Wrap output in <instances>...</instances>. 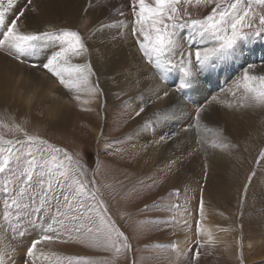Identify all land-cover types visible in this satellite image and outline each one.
Returning <instances> with one entry per match:
<instances>
[{
    "label": "rangeland",
    "instance_id": "obj_1",
    "mask_svg": "<svg viewBox=\"0 0 264 264\" xmlns=\"http://www.w3.org/2000/svg\"><path fill=\"white\" fill-rule=\"evenodd\" d=\"M26 4H29L28 0ZM112 4H115V6H112ZM92 6L100 11L99 22L93 24L89 18L84 17L80 21L78 29L86 45L91 44V40L94 37L101 38L107 34L110 39L109 43L114 44L116 41L121 46L126 45L125 41L128 43L127 46L133 51L131 52L132 60L128 65L122 62L120 66H116L111 75H108L99 71L102 62H100L101 54L99 53L98 45L88 48V53L84 54L85 63L91 65L93 75L90 78L92 83L100 87H98L96 95L93 96L95 101L93 102V107L86 108L85 105L87 103H80L82 99L77 101L68 94L66 99L70 107V118L61 127L49 125V117L46 116L47 110L43 102H41L42 105L37 103L35 107L28 110L27 108L24 109L21 106V102L17 101L16 98L6 97L3 103L0 102V123L9 125V129L0 128V134H3L6 139H11L14 136L23 138L22 132L10 130L13 123L19 124L28 134L38 135L43 140H46L48 144L67 151L74 159H78L85 166L83 169L84 175L79 178L86 182L89 191L98 189L96 192L97 200H90L86 197L81 199H83L86 206L98 204L99 201L103 202V205L107 208V212L104 215L114 221L119 230L129 238L132 251L122 252L114 260L112 251H105L102 247H92L86 243L79 242L84 238L80 233H71L75 239H69V233L62 231L59 240L38 245L37 256L39 259H36L35 263L40 262L44 258L43 261L49 259L51 264H68L65 258L78 257L86 259L90 264H241V261L243 264H264V232H260L259 236L256 234V230L251 229L255 227L264 231V158H260V153L264 150V140H261L262 143L252 146V149L249 144L234 143L236 149L247 155L245 158L250 166L248 167L249 171L243 175V180L238 181L239 185H236L235 192H233L236 194H234L235 203L226 202L218 190L209 195L206 192L207 186L204 177L200 181V179L195 180L187 176V173H190V168L195 165L193 163L195 159H192L194 154L203 151L207 158L213 155V150L216 149L211 147L212 139L210 138L217 131L210 128L205 119L201 122L202 128L208 126L207 128L212 131L204 132L201 130L198 132L196 128L189 129L188 126L195 123L196 109L209 108L212 103L218 106L221 102L216 101L217 96H222L223 90L229 89V83L235 77L241 75L243 68L247 67V65H254L253 74L264 75V51H259L264 49L256 45L260 41L264 45V34L260 37L251 38L246 45L241 42L240 54L234 60L224 63L214 70L198 72L195 65V51L199 48L210 47L211 44L197 43L190 39L191 34L188 29L180 30L177 36L180 47L176 52L175 59L177 62L179 61L181 52L185 53V55L188 52L192 53L193 82L188 88H178L177 81L179 79L182 80L183 73L179 70V67H176L170 71L173 72L175 81H169L171 83L167 85L179 97L180 95L183 97L185 92L189 93L190 97L186 98L187 95H184L186 108L184 112L178 111L172 114L176 116V119L156 121L152 118V115L156 112L153 109V100L147 97L145 99L148 103L144 104L138 98V96L146 95L148 91L143 89V78H139V69L137 68L139 66L136 67L134 58L137 56L135 59H139L141 69H151V73H158L159 81L161 80V70L150 63L148 58L139 50L137 36L133 35V28L136 25L132 0H93ZM183 10L184 6L181 5L180 11L183 12ZM188 11L191 13L192 18H202L211 11V6L208 8L189 6ZM121 12H123V15L119 14ZM17 14H12L13 19L16 18ZM185 18L187 19V17ZM120 21L122 23L117 24ZM100 25H104V27H100ZM90 30H96L94 31L95 35H92ZM0 32H2L1 28ZM122 37L124 38L122 39ZM0 39H3V37L0 36ZM6 52L8 53V51L0 50L2 55H6ZM24 58L26 59V57L22 59ZM43 58L45 57L41 54L39 59L27 57L28 60L24 59L25 63H21L16 59L11 60L24 66L27 63L31 67V64L40 65L45 62ZM239 61L241 62L238 63ZM39 68L44 77L50 80L51 83L56 86L59 85L55 77H52L42 67ZM176 74H179L180 78ZM162 83L166 82L162 79ZM100 89L103 90L101 91ZM133 100L140 101L139 104L144 108V112H142L144 119H152L150 125L143 127L145 135L143 141L135 139L133 142H129V138H127L130 132L127 131L126 120L138 117L136 112L140 110L139 108L131 107L130 101ZM87 109L90 112H84ZM20 116L22 119H20ZM53 122L55 123V120ZM216 122L218 123L217 120ZM165 125L166 127H164ZM184 129L189 130L184 131ZM166 132L167 134L176 132L177 135L171 140L162 141L160 138ZM206 134H209L208 139L205 138ZM176 139L183 140V144H175ZM198 139L201 141L200 143H197ZM147 141L151 145L147 144ZM185 141L190 142V152H194L190 154L191 160L188 163L190 168L183 166V169L187 167L186 175L184 177L181 176L183 181L180 179L173 183L172 169L174 166L177 167L175 163L180 160H176L181 156L180 153L184 152L176 148L177 146H184ZM139 144L144 154L151 152V149H155L162 156L166 152L176 150L173 152V156L166 160L168 165L164 169L165 171L161 170L162 166L158 163L150 167L151 163L144 161L143 165L145 168L141 174L146 173L148 169L152 170V173L160 172L157 176H152L151 174L146 180L132 181V178H137L135 173H139L133 168L134 162L137 161L135 156L139 151L136 147ZM177 151H180V153ZM202 170L204 172L205 168ZM248 176H252V179L249 180ZM3 179V175H0V251L5 253L6 258L4 261H8V263L4 262V264H31L33 263V258L27 255V249L31 246V241L37 239L41 234V226L47 227L51 224L53 228H58L59 226L53 223L57 208L62 212L67 211L62 204L63 196L60 197L61 203L58 204L53 200L50 207L40 212L33 211L34 208L39 207V200L37 199L36 204L26 210L31 213L30 216L21 217L19 230L27 231L24 236H20L17 231L13 230V225L16 223L15 217L13 216L10 221L3 219L4 201L6 199V194L3 193ZM92 181H95V184ZM245 185H247V188H245ZM226 186L229 187V183ZM13 187V185H9L10 189ZM201 198L203 199V212H201ZM172 205H178L179 207L171 208ZM98 211L103 212V209L99 208ZM219 212L226 213V215L231 212L232 214L229 217L232 224L228 225L230 228L229 232L233 235L236 232H240L236 237L238 249L236 250L233 247L232 254L229 252L225 253V248H223L220 240L214 239L222 233L220 231L222 222H218ZM90 215L92 222H89L88 219L77 222L84 224L85 228L82 231H85L87 227H95L98 224L97 214L93 212ZM57 218L63 219V217ZM27 220H30L31 224L27 223ZM163 221H170V223L166 224ZM252 222L259 223L252 224ZM243 223L250 224L247 228L248 231L251 229V233L246 238L243 236ZM72 226L68 225V227ZM206 227H210L211 231L203 234L202 229H206ZM254 232L258 236V240L261 239L262 244L257 246L256 250L251 251L252 249L248 247V239L254 235ZM209 239H211L212 243H205ZM173 244H175V248L172 247ZM201 245L203 246L201 247ZM246 247L249 251H246L247 255L245 254ZM259 248L261 249L260 254L257 253ZM42 252L43 255H41ZM18 255L21 256L19 257ZM57 258H60V260L58 261ZM16 259L19 260L17 261Z\"/></svg>",
    "mask_w": 264,
    "mask_h": 264
},
{
    "label": "snow or ice",
    "instance_id": "obj_2",
    "mask_svg": "<svg viewBox=\"0 0 264 264\" xmlns=\"http://www.w3.org/2000/svg\"><path fill=\"white\" fill-rule=\"evenodd\" d=\"M8 3L11 5L13 0H8ZM28 3H31V0H28ZM132 3L136 24L133 28V35L137 36L140 52L148 58L150 63L161 70L162 79L164 72L179 67L183 73L180 89L190 87L194 76L191 52L187 55L181 52L179 61L175 59L180 47L177 39L180 30L188 29L191 34L190 39L197 43L211 44L210 47L199 48L195 51V65L198 72L214 70L234 60L240 54L241 42H247L251 38L264 34V0H132ZM181 5L184 6L183 12L180 11ZM189 6L204 8L211 6V11L202 18H192L188 11ZM119 14L123 15L122 12ZM23 15L24 12L21 11L10 24H6L5 11H0V25L6 27L5 31L0 32V36L3 37L0 39V48L7 47L14 59L25 63L23 57L39 59L44 51L42 42L55 41L56 50L46 56L45 62L40 65L31 64V67L45 69L77 101L82 99L83 94L93 97L99 86L90 80L93 75L91 65L74 63L77 58L89 51L81 34L71 29L25 33L20 30L17 23ZM120 23L122 21L117 22V24ZM90 32L92 35L95 34L92 30ZM253 68L252 64L243 68L242 74L234 83L236 90H242L239 99L234 102L237 108L264 109V75L253 74ZM164 95L166 96L167 93ZM235 95L236 92H233V96ZM228 106L233 107V104ZM203 111V108L196 109L195 123L190 124L189 129L196 128L198 132L212 131L206 126L201 128ZM142 112H144L143 107L136 112V116H140ZM159 119L174 120L176 117L166 114ZM147 126L148 123L145 127ZM0 128L9 129V125L0 123ZM189 129H184V131ZM10 130L22 132L23 138L14 136L6 139L3 134H0V175L4 177L3 193L6 194L3 219L10 221L14 216L16 223L13 225V230L17 231L20 236H24L27 230H19L21 217L30 216L31 213L26 210L36 204L37 199L39 207L34 208L33 211L45 210L51 206L53 200L58 204L61 203V196H63V207L67 209L62 212L57 208L53 223L58 225V228H53L51 224L47 227L41 226V234L31 241L27 255L33 258V264L36 259H39L38 245L59 240L62 231L69 233V239H75L71 233H80L84 238L79 242L92 247H102L105 251H112L114 260L122 252H131L132 246L129 238L119 230L114 221L104 215L107 208L103 202L99 201L98 204L86 206L81 199L86 197L90 200H97L98 189L89 191L86 182L79 178L84 175L85 166L67 151L48 144L38 135L28 134L19 124L13 123ZM176 135V132L166 133L160 139L167 141ZM216 135L217 138L212 141L211 147L227 150L230 146L225 142L227 138L222 133ZM200 142L198 139L197 143ZM260 158H264V150L261 151ZM251 179L252 177L249 176V180ZM92 183L95 184V181ZM9 185L14 187L10 189ZM178 207V205L171 206V208ZM99 208H102L103 212L98 211ZM93 212L97 214L98 224L82 231L85 228L84 224L77 222L84 219L92 222L90 214ZM201 212H203L202 198ZM57 217H63V219ZM26 222L31 224L30 220ZM163 223L167 224L170 221H163ZM68 225L73 226L68 227ZM205 243L210 244L212 241L209 239ZM172 247L175 248V244ZM65 259L68 264H74V262L75 264H90L84 258L67 257ZM4 260L5 253L0 251V264H4ZM57 260L59 261L60 258ZM241 264H243L242 261Z\"/></svg>",
    "mask_w": 264,
    "mask_h": 264
},
{
    "label": "bare ground",
    "instance_id": "obj_3",
    "mask_svg": "<svg viewBox=\"0 0 264 264\" xmlns=\"http://www.w3.org/2000/svg\"><path fill=\"white\" fill-rule=\"evenodd\" d=\"M26 1L27 0H13V3L9 5L8 0H0V11H5L6 24H9L11 20L13 19V16H12L13 13L17 14L20 10L24 12V15L18 20L17 23H18L20 30L25 33L36 32V31H49L53 29H71V30L78 31L80 27V21L84 17L89 18L93 24H95V22H99L98 19H99L100 11L93 8L92 6L93 0H31V3H29L28 5L26 4ZM8 6H10L9 9H8ZM112 6H115V4L114 5L112 4ZM0 28L2 31L6 30V27L3 25H0ZM93 31H96V30H93ZM123 38L124 37H122V39ZM91 41L92 43L87 45V47L90 48L94 45H98L99 53L101 54L100 62H102V65L100 64L101 67L99 71H102L103 73L111 75L113 71L115 70L116 66H120L122 62H125L126 65H128V63L132 60L131 52L133 51H131L130 47L127 46L128 43L126 41H125V44H126L125 46H121V44L116 41L114 42V44L109 43L110 39L108 38L107 34H105V37H101V38L94 37V39H92ZM260 42L256 43V45L259 46L261 49H264V45H262ZM42 44L44 45V51L42 54L45 57L43 59L46 60V56L50 54L52 51L56 50V42L53 40H48V41L42 42ZM243 44L246 45L247 42H243ZM51 49H55V50H51ZM0 50L8 51V53L6 52L7 53L6 55H2V53H0V102L3 103L6 97L8 98L13 97L14 99L16 98L17 101L21 102V106L24 107V109L27 108L28 110L35 107L37 103L41 104V102H43L47 110L46 116L49 117V125L52 124L54 126L63 127L70 118V113H69L70 107L68 105L69 103L67 102L66 97L68 94H70L71 96L72 94L69 93L67 90H65L62 86H59V85L56 86L53 83H51L50 80L44 77V74L42 73L39 67L37 68L29 67L27 63L24 66L20 63H17L16 61L15 62L12 61L11 59H14V58L12 55L9 54V50L7 47L0 48ZM259 51L263 52L264 50H259ZM33 58L34 57H31V59ZM135 58L134 60L136 62L135 63L136 67L137 66L140 67V68L137 67L139 69L138 70L139 78L140 77L143 78L142 80V86L144 87L143 89L148 91L146 95L138 96V98H140V101L142 100L141 102L144 104L148 103V101H146L145 99L147 97L150 100L151 99L153 100V109L156 112H154V115H152V118L156 121L158 120L160 121L161 119H159V117H162L165 114H173L178 111L184 112V109L186 108V101L184 100V95H187L186 98H189L190 94L187 92H185V94L182 93L183 97L181 95L180 97L183 99H181L179 95H177V93H174L172 92V90H170V86L167 84H170L171 82L175 81V78L173 77L174 75L173 72H170V71L164 72L163 81H165L166 83H162V78L160 81L158 80V77H159L158 73H154L155 74L154 76V74L150 72L151 69L149 70L146 68L141 69V66L139 64V59L137 60ZM25 60H28L27 57ZM85 61H86L85 56L83 55L82 57L77 58L74 61V63L84 64ZM240 62L241 61H239L238 63ZM176 75L178 76V78H180L179 74H176ZM238 77H235L234 80L229 83L230 86L228 87L229 89L227 88H226L227 90L225 89L226 92H224L225 90H223V93H221L222 96H217L216 101L221 102L219 103L218 106L212 103V105L210 104L209 108L204 109V111L202 112V118L207 121L208 125H210V128L217 131L215 135L210 139H212L213 141L217 138V135H216L217 133H222V135L227 138L225 142L230 145L229 148L227 150H223L224 152L220 148H216L215 150H213V155L209 154L210 156L207 158L205 157L206 155H204L203 151H201V153L194 154L192 159H195L193 161L195 165H193L190 168L188 166L189 165L188 163L191 160L190 154H192L193 151L190 152L191 151V149L189 148L190 142L185 141L184 146H177L176 148L184 152L180 153V151H177L178 153H180L181 156L176 161L178 160L180 161L175 163L177 164V167L174 166V168L172 169L173 173L171 175L173 183H175L177 180H180V179L183 181L181 176L184 177V175H186L185 174L186 169L187 167H189L191 170H190V173H187V176L195 180L200 179V181H202V178L204 177L206 186H207L206 192L209 195L214 193L216 190H218L221 192L226 202L231 201L232 203L236 202L235 201L236 194L233 193L235 192V188L237 187L236 185L237 184L239 185L238 181L243 180V175L249 171L248 167H250L248 160L245 158V156L247 155H244L243 152L241 153V151L236 149L235 146L232 147V145H234V143L241 142V143L249 144L250 148L252 149V146L254 147V145L256 146L262 143L261 140H264V111H263L264 109L247 108V107L237 108L234 105V102L237 99H239L240 94L242 92V90H236L234 87V83ZM177 83H178L177 87L179 88L181 79H179ZM233 92H236L235 96H233ZM165 93H167L166 96L164 95ZM84 100L88 101L87 104L85 103L86 108L93 107V102H95L93 100V97H89L87 94H83L82 102L80 103L84 104L83 102ZM34 101L36 102L34 103ZM140 101H134V100L130 101L132 104L131 107L140 109L142 106L139 104ZM229 104H233V107H229L228 106ZM95 107H97V105H95ZM20 109L21 111H23L22 108ZM84 112L88 113L90 111H88L87 109ZM14 118H17V117H14ZM20 119H22V117ZM53 120H55V123L53 122ZM151 120L152 119H146V118L144 119L143 113H141L140 116L136 118H131L130 120H126L127 121V126H126L127 131L130 132V135L127 137L129 138L128 139L129 142H133L135 139H139L143 141L145 139L143 127H145L146 123L150 125L152 123ZM216 120L218 121V123L216 122ZM164 127H166V125ZM208 136L209 134H206L205 138L208 139ZM178 143L183 144V140L176 139L175 144H178ZM147 144L151 145L150 143H148V141H147ZM136 148L139 151L138 153L139 155L137 154L135 156L137 158V161L134 162L133 168L139 173H135L137 178H132L133 179V180L131 179L132 181L142 180V179L146 180L151 174L152 176L154 175L157 176V174L160 172L158 171V173L157 172L152 173V170L148 169L146 173L141 174V172L145 168V166L143 165L144 161H149V163H151L150 167L158 163L162 166L161 170L165 171L164 169L168 165L167 164L168 162H166V160L170 156H173V152L176 150L175 149L174 151L166 152L164 155L160 156V152L157 153L155 149H151L152 150V151L150 150L151 152L144 154V152H142L141 150L140 144L137 145ZM164 165L165 167H163ZM183 166H187L186 169L185 167L183 169ZM203 168H205L204 172L202 170ZM251 175H252V172H251ZM227 183H229L230 185L229 187L226 186ZM230 214L232 213L230 212ZM230 214L226 215V213L219 212L218 222L219 223L222 222L223 226L221 225V230H220L222 233L221 235H219L217 238H214V239L220 240V243L223 245V248H225V253L229 252L232 254L233 247L236 250L238 249L237 248L238 242L236 241V237L238 236V233L240 232L238 233L236 232L237 235L236 234L233 235L232 233L229 232L230 228L228 227V225L232 224L230 217H229ZM253 223L257 224L259 222H252V224ZM242 225H243L242 231H243L244 238H246L247 235L248 236L250 235L251 229L256 230L257 232L256 234L258 235L260 232H264L255 227L251 228V226H250L251 229L248 231L247 227L248 225H250L249 223H243ZM209 231H211L210 227H206V229H202L203 234ZM248 240H249L248 247L249 249H252L251 251L256 250V247L262 244L261 239L258 240V236L255 235V232H254V235L250 236ZM233 242H234V246H233ZM246 251L249 252L247 247L245 250V254L247 255ZM257 251H258L257 253L260 254L261 249L259 248V250ZM9 257L11 258V256ZM43 259L40 262H37L35 264H51L49 259L44 260V261ZM16 260L18 261L19 259H16ZM4 262L8 263V261H4Z\"/></svg>",
    "mask_w": 264,
    "mask_h": 264
}]
</instances>
